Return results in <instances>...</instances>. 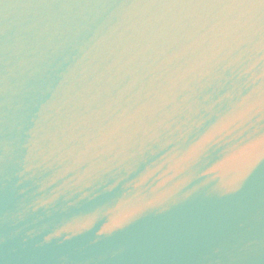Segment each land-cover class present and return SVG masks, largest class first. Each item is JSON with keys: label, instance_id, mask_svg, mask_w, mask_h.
<instances>
[{"label": "water", "instance_id": "1", "mask_svg": "<svg viewBox=\"0 0 264 264\" xmlns=\"http://www.w3.org/2000/svg\"><path fill=\"white\" fill-rule=\"evenodd\" d=\"M261 99L264 0H0V264H264Z\"/></svg>", "mask_w": 264, "mask_h": 264}, {"label": "clouds", "instance_id": "2", "mask_svg": "<svg viewBox=\"0 0 264 264\" xmlns=\"http://www.w3.org/2000/svg\"><path fill=\"white\" fill-rule=\"evenodd\" d=\"M264 103V99L254 101L251 104H248L246 108L229 114L224 117L221 121L218 122L212 129H210L204 136L200 138L192 147L188 150V152L182 156L180 159L187 160L190 157H194L209 141L213 139L219 133H223L229 130V125L233 124L237 120H241L244 118L252 108L256 107V105ZM143 179V177L141 178ZM46 201H41V203H45ZM153 201H149L148 203H152Z\"/></svg>", "mask_w": 264, "mask_h": 264}]
</instances>
